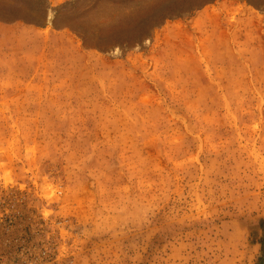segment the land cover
<instances>
[{
	"label": "rangeland",
	"instance_id": "374dc122",
	"mask_svg": "<svg viewBox=\"0 0 264 264\" xmlns=\"http://www.w3.org/2000/svg\"><path fill=\"white\" fill-rule=\"evenodd\" d=\"M0 264H264V0H0Z\"/></svg>",
	"mask_w": 264,
	"mask_h": 264
}]
</instances>
